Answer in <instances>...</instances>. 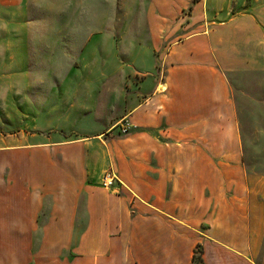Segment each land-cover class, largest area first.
<instances>
[{
  "label": "crops",
  "instance_id": "obj_1",
  "mask_svg": "<svg viewBox=\"0 0 264 264\" xmlns=\"http://www.w3.org/2000/svg\"><path fill=\"white\" fill-rule=\"evenodd\" d=\"M208 2L152 0L164 74L149 91L138 86L142 100L120 113L142 132L127 139L128 154L97 139L107 126L48 143L0 129V264H193L201 241L205 264H264V176L249 186L229 79L264 75V0H227L221 23L169 39V20L187 10L199 20ZM165 143L191 152L167 156ZM17 147L23 154H7ZM107 170L117 177L113 192L102 187ZM203 216L204 238L185 235V223ZM186 240L194 244L184 259Z\"/></svg>",
  "mask_w": 264,
  "mask_h": 264
},
{
  "label": "rangeland",
  "instance_id": "obj_2",
  "mask_svg": "<svg viewBox=\"0 0 264 264\" xmlns=\"http://www.w3.org/2000/svg\"><path fill=\"white\" fill-rule=\"evenodd\" d=\"M153 7L152 0H0V129L48 143L107 126L97 139L110 143L113 155L128 154L134 139H127L142 132L120 113L135 97L142 100L138 86L149 91L152 77L164 74L167 44L160 48L152 41ZM226 13L227 0H209L201 19L187 10L169 20L168 37L184 39L200 32L196 25L221 23ZM229 79L242 125L243 163L256 189L264 176V75L233 73ZM99 98L103 110L89 113L87 104L93 107ZM164 147L167 156L191 152V146ZM205 219L186 222L185 235L204 238ZM193 244L185 241L184 259Z\"/></svg>",
  "mask_w": 264,
  "mask_h": 264
},
{
  "label": "built area",
  "instance_id": "obj_3",
  "mask_svg": "<svg viewBox=\"0 0 264 264\" xmlns=\"http://www.w3.org/2000/svg\"><path fill=\"white\" fill-rule=\"evenodd\" d=\"M127 128H124V132L126 133ZM116 184H117V177L115 175V173L110 170L108 172H106L104 174L103 177V181H102V187L106 190V191H114L116 188Z\"/></svg>",
  "mask_w": 264,
  "mask_h": 264
},
{
  "label": "trees",
  "instance_id": "obj_4",
  "mask_svg": "<svg viewBox=\"0 0 264 264\" xmlns=\"http://www.w3.org/2000/svg\"><path fill=\"white\" fill-rule=\"evenodd\" d=\"M193 264H205L203 260V250L201 245H198L194 251V256L192 259Z\"/></svg>",
  "mask_w": 264,
  "mask_h": 264
}]
</instances>
